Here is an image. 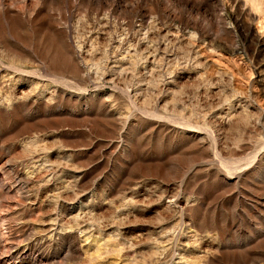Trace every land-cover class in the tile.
<instances>
[{
    "label": "rangeland",
    "instance_id": "rangeland-1",
    "mask_svg": "<svg viewBox=\"0 0 264 264\" xmlns=\"http://www.w3.org/2000/svg\"><path fill=\"white\" fill-rule=\"evenodd\" d=\"M183 1L0 0V264H264V0Z\"/></svg>",
    "mask_w": 264,
    "mask_h": 264
},
{
    "label": "bare ground",
    "instance_id": "bare-ground-1",
    "mask_svg": "<svg viewBox=\"0 0 264 264\" xmlns=\"http://www.w3.org/2000/svg\"><path fill=\"white\" fill-rule=\"evenodd\" d=\"M43 1H45V0H43ZM110 1H112V4H113V6H115V7H118V8H124L125 6H127L126 5V3H125V1L126 0H110ZM176 1V0H175ZM182 1V0H181ZM190 1L191 0H184L183 1V4H181V5H183V6H185V7H188L189 5H190ZM205 0H203V2H204ZM207 1V0H206ZM106 2H107V0H106ZM177 3V2H176ZM179 3H181V2H179ZM178 3V4H179ZM192 3H193V1H192ZM193 5V4H192ZM107 6V5H106ZM110 7L111 6H109V9H110ZM129 7V6H128ZM173 7V6H172ZM200 7V6H199ZM127 8V7H126ZM137 8V7H136ZM192 8V6L190 7V9ZM201 8V7H200ZM221 8V7H220ZM169 9V8H168ZM167 9V10H168ZM132 10H134V6H133V8H132ZM138 10H140V8L138 9ZM142 10V9H141ZM171 11V10H170ZM194 11V10H193ZM115 12H117V10L115 11ZM136 12V11H135ZM134 12V13H135ZM207 12V11H206ZM205 12V13H206ZM30 13V12H29ZM137 13V12H136ZM141 13V12H140ZM175 13V12H174ZM168 15H171L169 12H168ZM175 15V14H174ZM32 16V15H31ZM176 16V15H175ZM188 17V16H187ZM214 17H218L217 15H215ZM173 18V17H172ZM215 19V18H214ZM194 20H196V19H194ZM201 21V20H200ZM217 21V20H216ZM219 21V20H218ZM195 22H197V21H195ZM142 23H143V21H142ZM145 25V24H144ZM194 25V24H193ZM196 25V24H195ZM142 27V26H141ZM142 29V28H141Z\"/></svg>",
    "mask_w": 264,
    "mask_h": 264
}]
</instances>
